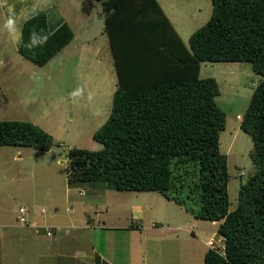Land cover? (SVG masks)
Here are the masks:
<instances>
[{
	"label": "trees",
	"instance_id": "16d2710c",
	"mask_svg": "<svg viewBox=\"0 0 264 264\" xmlns=\"http://www.w3.org/2000/svg\"><path fill=\"white\" fill-rule=\"evenodd\" d=\"M211 2L186 46L157 0H101L116 88L92 135L101 147L69 149L68 177L158 192L195 218L220 221L224 254L208 248L204 264H264V0ZM73 37L67 22L49 33L39 11L22 22L17 52L42 66ZM204 61H247L258 75L239 124L253 142V172L232 210L219 143L226 114L216 79L199 76ZM0 145L49 150L53 138L30 121L0 120Z\"/></svg>",
	"mask_w": 264,
	"mask_h": 264
},
{
	"label": "rangeland",
	"instance_id": "374dc122",
	"mask_svg": "<svg viewBox=\"0 0 264 264\" xmlns=\"http://www.w3.org/2000/svg\"><path fill=\"white\" fill-rule=\"evenodd\" d=\"M157 1L186 46L189 35L210 18L212 11L211 0ZM39 11L47 15L49 33L62 22H67L74 32L73 39L42 66L17 52L22 22ZM103 11L101 0H0V120L30 121L53 138L49 150L0 145V223L15 225L14 229L20 231L17 226L22 223L17 216L28 218L29 226L25 229L37 238L36 243L42 244V249L53 238L45 235L43 229L36 236L30 220L41 223L45 219L50 226L55 217L67 221V217L80 215L95 220L99 213L108 223L131 228L135 222L132 217L136 215L139 232L156 225L178 224L188 215L183 206L158 192L117 190L103 181L82 182L68 177L69 149L101 147L92 135L107 119L116 88ZM199 76L214 77L219 85L216 101L226 114L219 143L227 155V192L232 210L238 201L240 184L253 172L250 156L253 142L240 129L237 114L242 116L246 110L258 75L247 61H204ZM67 186L69 200L64 193ZM82 202L89 203L88 207L85 205V214ZM20 206L26 213H19ZM67 206L75 212L67 211ZM196 221V235L209 238L217 233L216 222ZM187 226V230L192 228ZM1 230L4 235L0 264H34L35 253L25 243L27 239L22 242L16 237L5 238L8 228ZM177 232L191 236L190 231ZM87 233L93 237L95 234L96 238L111 234L121 237L128 231L105 232L91 227ZM57 235L68 237L64 228ZM38 264H52L51 257L41 258Z\"/></svg>",
	"mask_w": 264,
	"mask_h": 264
},
{
	"label": "crops",
	"instance_id": "0c3cea01",
	"mask_svg": "<svg viewBox=\"0 0 264 264\" xmlns=\"http://www.w3.org/2000/svg\"><path fill=\"white\" fill-rule=\"evenodd\" d=\"M69 191L70 188L67 186L64 192L67 198L66 200H69ZM82 203L84 207L85 205L87 207L89 206L88 202ZM67 208L69 209L68 206L66 210ZM181 208L183 207L181 206ZM183 210L187 212L184 208ZM71 211L75 212L73 208H70L69 212ZM83 213H86V207ZM95 213L97 212L95 211ZM187 214L188 215L184 216L185 218L183 221L176 222L178 224H166L164 227L156 225L155 227L152 226L139 230V232H137L138 222L137 219H135L136 215L132 217L135 222L131 228L128 226H115L114 224L108 223L106 222L108 221L106 217H103V215L99 213H97L98 218L95 220L94 218L91 219L90 217L80 215L78 217H67V221L62 217L59 219L55 217V219H52L53 221L50 226L45 219L41 223L30 220V227L34 229L36 236L40 233L41 229L44 230L45 226L53 227L54 233L50 236L53 238L50 242L51 244L45 246L43 249L42 244L36 243L37 238L31 237L30 233L25 229L29 226L28 218H25L27 223L25 222L22 223L23 225L17 226L20 231L14 229L15 225L12 226L5 222L0 223V228L2 227L6 230L8 228V234H6L5 238L16 237L22 242L27 239L25 243L29 245V247L31 246V248H33V253H35L32 260L34 264H38L41 258L47 260L48 257H51L52 264H204V255L209 248L208 240L210 237L207 238L203 237V235H196L194 228L197 223L196 219L198 218H193V215L188 212ZM19 216H17V220ZM212 222L219 224L220 221ZM187 225H191L192 228L187 230ZM91 227H97L105 232L123 229L127 230L128 233L121 237L111 234L112 236L104 235L96 238L95 234L93 237L87 233L88 229ZM60 228L66 230L68 237L65 238L57 235ZM74 229H77V232ZM72 230L74 231L72 232ZM179 230L187 233L190 231L191 236H184V234L176 233V231ZM150 232H155L156 234H150ZM171 232L172 234H170ZM3 235V230H1L0 244L3 242ZM84 235L89 236V239ZM51 246L52 251L50 249ZM42 253L44 257H42ZM53 258H55L56 261Z\"/></svg>",
	"mask_w": 264,
	"mask_h": 264
},
{
	"label": "built area",
	"instance_id": "2783aa9c",
	"mask_svg": "<svg viewBox=\"0 0 264 264\" xmlns=\"http://www.w3.org/2000/svg\"><path fill=\"white\" fill-rule=\"evenodd\" d=\"M238 119H241L240 115H237ZM242 174V172L240 173ZM70 209L67 208V211H69ZM19 213H24L25 212V208L23 206H20L18 209ZM18 221L21 223H25L26 219L24 218V216H19ZM44 232L47 236H51L53 234V227H49V226H45L44 227ZM224 240L225 238L222 235L219 234H215L214 236L210 237V239L208 240V247L211 249H214L216 251H218L221 254H224Z\"/></svg>",
	"mask_w": 264,
	"mask_h": 264
}]
</instances>
